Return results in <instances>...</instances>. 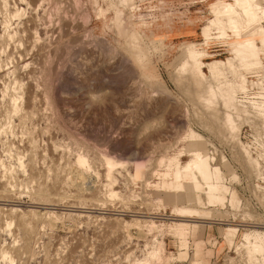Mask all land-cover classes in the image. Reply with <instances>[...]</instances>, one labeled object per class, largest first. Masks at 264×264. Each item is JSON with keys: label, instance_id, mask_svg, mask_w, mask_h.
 Returning <instances> with one entry per match:
<instances>
[{"label": "rangeland", "instance_id": "374dc122", "mask_svg": "<svg viewBox=\"0 0 264 264\" xmlns=\"http://www.w3.org/2000/svg\"><path fill=\"white\" fill-rule=\"evenodd\" d=\"M222 1L0 0V264H264V0Z\"/></svg>", "mask_w": 264, "mask_h": 264}, {"label": "bare ground", "instance_id": "6f19581e", "mask_svg": "<svg viewBox=\"0 0 264 264\" xmlns=\"http://www.w3.org/2000/svg\"><path fill=\"white\" fill-rule=\"evenodd\" d=\"M220 4L215 6V14L218 18H228L230 19V26L231 28H235V23L231 21L232 16L235 15L234 7L231 5H228L224 3L222 0H220ZM237 2H240L242 6L245 5V7L248 8L249 12L247 16L251 19V25H255L258 32L262 33V27L259 25V22L257 21V16L256 13L252 11L253 8V3L256 2V0H236ZM222 8V10L220 9ZM207 31V30H206ZM262 35V34H261ZM254 47V42L251 38H240L237 47H236V54L240 57H243L250 49ZM192 70L195 72H200V67H199V60L197 56L192 55ZM194 170V175L197 176L198 178H206L208 175L209 171V166L207 164V161L204 160L201 157H198L197 160L191 164L190 166ZM188 168V167H187ZM201 180V179H200Z\"/></svg>", "mask_w": 264, "mask_h": 264}]
</instances>
